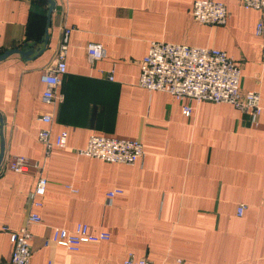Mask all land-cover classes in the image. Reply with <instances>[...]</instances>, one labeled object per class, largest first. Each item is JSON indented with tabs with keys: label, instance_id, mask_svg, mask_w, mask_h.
Returning <instances> with one entry per match:
<instances>
[{
	"label": "crops",
	"instance_id": "1",
	"mask_svg": "<svg viewBox=\"0 0 264 264\" xmlns=\"http://www.w3.org/2000/svg\"><path fill=\"white\" fill-rule=\"evenodd\" d=\"M215 1L226 7L225 25L195 22L194 0H0V56L17 51L0 60V264L13 250L3 228L19 229L31 213L41 221L27 227L30 264H264V110L254 123L228 104L177 101L138 86L151 41L212 48L237 63L240 91L258 92L264 107L261 13L240 0ZM63 27L72 31L50 132H66L67 144L45 156L38 118L51 108L41 101L40 73ZM88 43L103 49L93 65ZM91 135L139 140L143 156L132 166L78 156ZM15 156L42 167L13 172ZM39 176L45 194L32 198ZM113 189L122 193L106 205ZM79 223L109 240L78 252L45 245L54 229Z\"/></svg>",
	"mask_w": 264,
	"mask_h": 264
},
{
	"label": "built area",
	"instance_id": "2",
	"mask_svg": "<svg viewBox=\"0 0 264 264\" xmlns=\"http://www.w3.org/2000/svg\"><path fill=\"white\" fill-rule=\"evenodd\" d=\"M245 9L257 10L261 17L256 23L255 34L261 39L260 55L264 63V0H240ZM193 20L201 25L222 26L228 19V12L222 2L215 0H194L191 8ZM72 28L63 27L58 49L50 64L40 73V82L44 89L41 101L51 110L39 116L43 128L37 134V140L44 147V154L48 156L53 148H65L67 144L66 132L51 136L50 125L57 107L62 103L63 96L59 92L62 77L66 72L65 55L67 40ZM86 59L89 64L103 58L102 46L98 43H88L85 47ZM108 80L112 81L110 73ZM240 69L237 63L224 51L212 48L175 45L165 42L151 41L147 53L139 63L138 86L150 92L158 91L171 95L177 101L186 99L195 102H212L228 104L242 113L250 116L252 122L264 110L260 102V95L256 91L241 92L239 89ZM182 114L186 117L192 114V107L184 104ZM74 152L78 156L89 157L111 164L132 166L143 156V146L139 140L91 135L83 148ZM8 167L16 173H24L30 167L39 169V163H30L26 157L15 156L9 160ZM46 179L39 176L32 198L42 197L46 190ZM122 193L113 189L106 193L105 203L110 205L113 198ZM35 205H40L35 202ZM244 206L237 208V215H242ZM40 217L31 213L25 224L17 230L3 228L9 234L13 245L11 259L7 264H30L32 256V235L28 231L29 224L39 223ZM108 233L91 234L85 224H77L73 231L54 229L51 238L45 242L63 247L68 252H78L83 244H95L108 241ZM176 260L173 264H180ZM51 264V263H48ZM115 264H154L147 260L135 261L132 258Z\"/></svg>",
	"mask_w": 264,
	"mask_h": 264
},
{
	"label": "water",
	"instance_id": "3",
	"mask_svg": "<svg viewBox=\"0 0 264 264\" xmlns=\"http://www.w3.org/2000/svg\"><path fill=\"white\" fill-rule=\"evenodd\" d=\"M53 8H54V3L53 2H49V14L51 13V11L53 10ZM17 53V51H8V52H6V53H4L3 55H1L0 56V60H3V59H5L6 57H8V56H10L11 54H16ZM0 121H1V118H0ZM2 157H3V154L1 155V157H0V164H1V162H2Z\"/></svg>",
	"mask_w": 264,
	"mask_h": 264
}]
</instances>
